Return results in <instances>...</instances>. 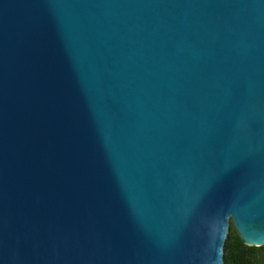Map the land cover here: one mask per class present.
Returning a JSON list of instances; mask_svg holds the SVG:
<instances>
[{
  "label": "water",
  "instance_id": "95a60500",
  "mask_svg": "<svg viewBox=\"0 0 264 264\" xmlns=\"http://www.w3.org/2000/svg\"><path fill=\"white\" fill-rule=\"evenodd\" d=\"M264 246V0H0V264H225Z\"/></svg>",
  "mask_w": 264,
  "mask_h": 264
},
{
  "label": "trees",
  "instance_id": "16d2710c",
  "mask_svg": "<svg viewBox=\"0 0 264 264\" xmlns=\"http://www.w3.org/2000/svg\"><path fill=\"white\" fill-rule=\"evenodd\" d=\"M224 250L225 264H264V246L245 243L233 224Z\"/></svg>",
  "mask_w": 264,
  "mask_h": 264
}]
</instances>
